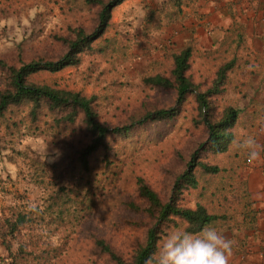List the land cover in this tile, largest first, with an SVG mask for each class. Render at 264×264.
<instances>
[{"label":"rangeland","instance_id":"rangeland-1","mask_svg":"<svg viewBox=\"0 0 264 264\" xmlns=\"http://www.w3.org/2000/svg\"><path fill=\"white\" fill-rule=\"evenodd\" d=\"M167 8V2L164 8L160 0L124 2L113 11L108 29L94 45L95 52L84 56L78 67L34 75L29 82L94 97L97 118L109 127L174 106L172 90L155 89L144 83L145 78L156 73L170 72L172 50L165 36L169 32H161L168 27L162 23ZM95 17L96 9L84 6L81 0H0V56L14 61L20 51L24 59L47 53L58 57L64 50L57 38L70 37L71 30L77 27L91 31ZM99 49L101 52L96 51ZM203 53L196 51L191 56L193 60L202 56L207 59L209 56ZM200 67L197 71L191 69L189 79L198 92H204L215 78L213 69ZM192 102L190 97L174 119L147 123L128 134L111 136L107 148L90 160V176L80 184L74 203H67L61 210L52 207L34 225L38 237L35 247H25L14 261L0 245V264H117L95 247L97 237H104L127 264L154 223L144 208L137 211L128 206L130 202L141 205L135 194L139 178L165 202L177 176L186 169L192 151L207 139V129ZM209 107L211 122L215 123L225 108V94L211 98ZM56 115L42 110L31 119L27 106H21L1 121L0 217L24 207H38L36 213H44L48 188H53L50 182V186L47 184L48 177H55L53 171L77 165L71 160L86 142L84 129L78 121L60 126L54 120ZM205 161L209 165L216 163L221 169L227 166L223 156H206ZM195 176L199 187L208 191L222 186L224 181L220 173L212 176L201 169L195 171ZM197 194L198 190L186 192L181 204L193 207ZM86 197L94 201V207L84 203ZM80 213L86 217L78 223L76 217ZM178 228L185 226L178 223ZM10 241L14 255L17 241ZM25 241L27 238H22Z\"/></svg>","mask_w":264,"mask_h":264},{"label":"trees","instance_id":"trees-1","mask_svg":"<svg viewBox=\"0 0 264 264\" xmlns=\"http://www.w3.org/2000/svg\"><path fill=\"white\" fill-rule=\"evenodd\" d=\"M126 1L128 0H81L84 6L96 9L95 25L89 32L77 27L71 30L70 37H58L56 41L61 43L64 50L58 57L53 58L47 53L43 57L24 59L20 51L17 52L14 61H8L0 56V127L1 121L8 112L21 106H27L28 116L31 119H35L42 110H45L57 114L54 120L62 127L69 124L74 125L78 121L84 129L86 138L85 144L75 151V160H71L72 164L77 165L70 169L65 167V171H53L55 177L52 179L48 177L47 184L50 186V182L53 188H48L49 192L44 200V203H47L44 213L37 214L38 207L33 210L24 207L23 209L14 208L10 210L7 217H0V245L4 247L9 258L13 257V261L25 247H35L38 237L34 234V225H37L41 218L43 220L52 207L57 206L61 210L67 203H74L73 199L78 196L77 191L80 184L85 177L90 176L92 170L90 160L107 148V141L111 136L128 134L134 127L147 123L174 119L181 113L182 107L190 97H193L191 104L199 111L200 122L207 129V139L192 151L186 169L177 176L170 197L165 202L151 186L139 178L135 194L141 205L136 206L135 202H130L128 206L137 211L144 208L143 211L154 220V223L146 230L143 244L131 256L127 264H149V262L155 264L156 254L161 246L160 242L166 238L169 230L178 228V223H182L192 233H199L205 226L213 227L222 223L230 214L229 199L226 198V193L221 187L215 186L211 191L203 189L199 187V180L195 176L197 169L212 176L224 172L223 168H218L216 163L206 164L205 159L206 156H224L233 140L231 130L237 119L238 111L225 106L222 116L215 123L211 122L209 116V101L223 93L225 74L229 66L223 65L217 71L211 88L198 92L196 85L189 79L191 49L186 47L178 52L172 51L169 74L156 73L145 78L144 83L151 88L172 90L175 96L174 106L148 112L138 120L115 127L106 126L98 120L93 107L94 97L87 98L78 92L29 82L30 77L34 75L56 74L68 68L78 67L84 56L95 52L94 45L108 29L113 11ZM96 51L101 52V49ZM74 179L76 181L71 182ZM87 183L88 179L85 185ZM196 190H198L197 203L193 207L183 206L181 202L184 194ZM206 197H208V202L205 201ZM84 203L90 208L95 206L94 201L87 197ZM85 217V214L80 213L76 220L80 223ZM77 226L78 224H75V227ZM22 238H27V241L22 242ZM13 239L17 241L18 246L14 255L12 253L13 244L10 241ZM94 243L95 247H98L110 260L117 264H124L104 237L94 238Z\"/></svg>","mask_w":264,"mask_h":264},{"label":"crops","instance_id":"crops-1","mask_svg":"<svg viewBox=\"0 0 264 264\" xmlns=\"http://www.w3.org/2000/svg\"><path fill=\"white\" fill-rule=\"evenodd\" d=\"M160 1L168 7L162 15L168 27L161 29L169 32L168 48L178 52L189 47L191 55L204 51L209 56H191L189 73L207 65L214 79L216 71L229 66L225 106L238 115L223 156L227 166L220 187L230 214L213 227L233 242L230 264H264V153L250 164L239 146L249 136L264 145V0Z\"/></svg>","mask_w":264,"mask_h":264},{"label":"clouds","instance_id":"clouds-1","mask_svg":"<svg viewBox=\"0 0 264 264\" xmlns=\"http://www.w3.org/2000/svg\"><path fill=\"white\" fill-rule=\"evenodd\" d=\"M239 146L247 151L250 164L264 153V145L251 136ZM232 246L233 242L215 227L205 226L199 233L177 228L166 234L155 264H230Z\"/></svg>","mask_w":264,"mask_h":264}]
</instances>
